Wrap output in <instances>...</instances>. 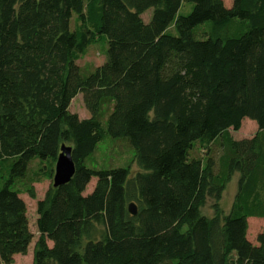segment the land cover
Returning <instances> with one entry per match:
<instances>
[{
  "label": "trees",
  "instance_id": "obj_1",
  "mask_svg": "<svg viewBox=\"0 0 264 264\" xmlns=\"http://www.w3.org/2000/svg\"><path fill=\"white\" fill-rule=\"evenodd\" d=\"M97 38L105 61L86 72ZM79 94L87 119L70 111ZM244 119L258 132L236 140ZM106 137L133 149L136 174L89 165ZM63 145L76 172L37 202L34 264H264V230L248 238L264 219V0H0V264L34 239L19 184L35 160L54 178Z\"/></svg>",
  "mask_w": 264,
  "mask_h": 264
},
{
  "label": "rangeland",
  "instance_id": "obj_2",
  "mask_svg": "<svg viewBox=\"0 0 264 264\" xmlns=\"http://www.w3.org/2000/svg\"><path fill=\"white\" fill-rule=\"evenodd\" d=\"M227 4L228 0H223ZM192 3H183L179 13L181 15L189 14L193 9ZM153 14V9L148 10L142 15V18L145 22H148ZM71 22L72 30L78 29L80 23L77 21V17L74 14ZM172 31V30H171ZM107 48V43L103 39H95V42L89 46L87 52L81 56V59L77 61V64L86 72L93 70L94 68L102 65L105 61V51ZM70 111L77 114L80 119H87L90 117L87 109L85 108L83 102V95L79 94L71 103ZM245 125V124H244ZM244 129V126H243ZM231 135L239 140L242 137H245L243 131L234 132L230 131ZM254 135V134H253ZM248 137V135H246ZM252 138V134L251 137ZM216 150V149H215ZM194 156H200L204 154L202 149L199 148V145L195 147L193 153ZM89 165L91 167H97L99 169H111L117 167H127L131 165L132 175L136 174L139 169L134 163V151L129 145L123 140H116L111 137H106L103 142L98 145V150L93 155ZM50 165H45L38 160H35L31 163L28 176L21 182L18 188L21 191V196L27 204L28 209V218L30 223V230L34 235V239L29 247L28 253L26 255H19L15 258L14 264H34L33 262V253L35 243L39 237V233L36 226L37 221V202L43 200L46 196V193L53 185V178L49 177ZM9 172V166L0 161V188L4 182V179L7 178ZM2 177V178H1ZM240 174L236 173L232 180L228 183L227 188L223 194V198L220 201V207L224 210L225 214H228L234 203L235 197L238 192ZM96 180H93L86 191L90 193ZM31 186L34 188L36 193V199H33L29 196L26 191L27 188ZM214 202L210 200L207 205L202 209L203 215L207 217L213 216V206ZM250 232L248 234L249 239L256 242L257 235L264 230V219L251 218L249 222Z\"/></svg>",
  "mask_w": 264,
  "mask_h": 264
},
{
  "label": "water",
  "instance_id": "obj_3",
  "mask_svg": "<svg viewBox=\"0 0 264 264\" xmlns=\"http://www.w3.org/2000/svg\"><path fill=\"white\" fill-rule=\"evenodd\" d=\"M76 172L75 162L72 157V148L66 145L61 147V153L58 156L55 173L53 178V187L58 188L68 184ZM129 213L136 216L137 209L135 204L129 205Z\"/></svg>",
  "mask_w": 264,
  "mask_h": 264
},
{
  "label": "crops",
  "instance_id": "obj_4",
  "mask_svg": "<svg viewBox=\"0 0 264 264\" xmlns=\"http://www.w3.org/2000/svg\"><path fill=\"white\" fill-rule=\"evenodd\" d=\"M229 2L227 3V4H225L227 7H231V5H232V2H233V0H228ZM245 124V125H244ZM243 126H244V129H243ZM242 132L243 131V134H244V136L245 137H242L241 139H239V140H243V139H248V138H250L251 137V134H252V137H254V135L258 132V125H257V123L255 122V121H252V120H250V119H244L243 120V123H242V127H241V129L239 130V131H237V132ZM254 134V135H253ZM246 135H248V137H246ZM251 219V218H250ZM250 219L248 220L249 222H250ZM249 232H250V229H249V231H248V234H249ZM248 238H249V236H248ZM252 243H255L253 240H251V239H249ZM50 244V246H52V243H49ZM17 256H19V255H17ZM17 256H15V258L17 257Z\"/></svg>",
  "mask_w": 264,
  "mask_h": 264
}]
</instances>
